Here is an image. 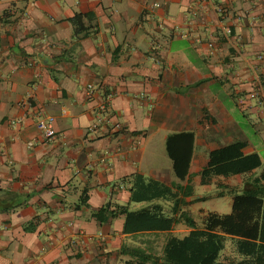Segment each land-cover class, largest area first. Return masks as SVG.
<instances>
[{
	"label": "crops",
	"instance_id": "crops-1",
	"mask_svg": "<svg viewBox=\"0 0 264 264\" xmlns=\"http://www.w3.org/2000/svg\"><path fill=\"white\" fill-rule=\"evenodd\" d=\"M48 116L50 142L36 127ZM181 133L193 135L183 181L165 149ZM235 143L260 166L202 179ZM263 171L264 0H0V264H122L145 240L159 252L190 229L125 231L114 206L200 224ZM174 185L191 191L176 214ZM144 188L168 193L131 201Z\"/></svg>",
	"mask_w": 264,
	"mask_h": 264
},
{
	"label": "trees",
	"instance_id": "trees-1",
	"mask_svg": "<svg viewBox=\"0 0 264 264\" xmlns=\"http://www.w3.org/2000/svg\"><path fill=\"white\" fill-rule=\"evenodd\" d=\"M82 16L71 19L74 35L83 38L87 35ZM193 135L181 133L169 135L166 138L165 149L172 162L175 177L183 181L188 175L192 155ZM242 143H235L209 154L208 166L200 175L202 179L213 176L229 177L250 172L260 166L256 154L243 156ZM264 171L255 178L248 190L231 197V212L229 214L207 213L197 224L186 212H181V206L186 205L185 198L191 191L179 185H174L171 193L174 200L172 214L179 210V216H167L161 212L147 209L129 212L126 207L114 206L109 212L112 217L123 215L124 230L134 231H169L174 225L183 223L190 229L183 238L168 236L164 239L161 250L157 252L152 241L145 240L144 246L124 248L121 254L129 259L122 264H264ZM168 193L161 190L151 193L148 188L131 192V201L150 200ZM134 194V195H133ZM111 204L100 211H106ZM131 228V229H130ZM230 239L238 259L230 258L220 261L227 239Z\"/></svg>",
	"mask_w": 264,
	"mask_h": 264
},
{
	"label": "built area",
	"instance_id": "built-area-1",
	"mask_svg": "<svg viewBox=\"0 0 264 264\" xmlns=\"http://www.w3.org/2000/svg\"><path fill=\"white\" fill-rule=\"evenodd\" d=\"M225 33L227 35H230L231 34V30L229 28H227L225 30ZM101 109H105V106H102ZM53 121H54V119L52 117L48 116L46 118H40L36 122V127H37V129H39L42 132L46 142H50V141L54 140V138H55V132H54V128H53ZM100 123H101V120H100ZM99 124H92L88 128V133L89 132L91 133V132L95 131ZM116 127L119 128L118 125H116Z\"/></svg>",
	"mask_w": 264,
	"mask_h": 264
}]
</instances>
